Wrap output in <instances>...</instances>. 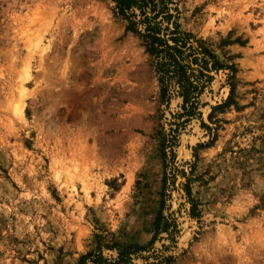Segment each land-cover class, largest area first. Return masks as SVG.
Instances as JSON below:
<instances>
[{"label": "rangeland", "instance_id": "1", "mask_svg": "<svg viewBox=\"0 0 264 264\" xmlns=\"http://www.w3.org/2000/svg\"><path fill=\"white\" fill-rule=\"evenodd\" d=\"M178 9L181 29L234 70L212 73L186 123L180 99L160 102L111 0H0V264H77L96 235L146 245L162 188L157 134L171 124L165 214L177 232L133 263L264 264V0ZM230 84L231 104L213 110Z\"/></svg>", "mask_w": 264, "mask_h": 264}, {"label": "trees", "instance_id": "2", "mask_svg": "<svg viewBox=\"0 0 264 264\" xmlns=\"http://www.w3.org/2000/svg\"><path fill=\"white\" fill-rule=\"evenodd\" d=\"M111 3L114 16L124 23V32L140 41L144 53L151 61L159 87L160 102L167 104L171 99H180L181 113L175 118H184L186 123L189 119L200 116L199 97L212 82V73L228 70L230 73L228 79L233 80L232 66L222 65L201 41L181 29L179 0H111ZM229 87L227 101L213 110L231 104L234 86L230 84ZM171 125L168 131L161 129L157 134L160 137L159 153L163 175L159 208L153 222L151 240L146 245L106 243L104 237L96 235L95 248L82 255L77 264H134L133 261L142 253L148 252L160 235L166 234L171 239L177 232V224L165 214L167 182L169 172L171 174V170L174 169L172 166L176 159L174 148L180 128L179 124ZM213 141L214 138L206 146H210ZM193 157L196 161V154ZM194 169L195 162L189 166V174H192ZM168 170L170 171L167 172ZM181 186L189 205L188 214L191 218L197 219L199 204L192 197L188 179ZM148 259L150 258L145 260ZM157 259L160 258H155ZM171 261L172 258H162L158 262L170 264ZM158 262L145 264H159Z\"/></svg>", "mask_w": 264, "mask_h": 264}]
</instances>
